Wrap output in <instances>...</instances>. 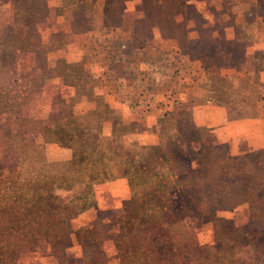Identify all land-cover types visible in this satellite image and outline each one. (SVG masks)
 Segmentation results:
<instances>
[{
    "label": "rangeland",
    "instance_id": "rangeland-1",
    "mask_svg": "<svg viewBox=\"0 0 264 264\" xmlns=\"http://www.w3.org/2000/svg\"><path fill=\"white\" fill-rule=\"evenodd\" d=\"M171 1L47 0L40 46L0 68V103L47 122L96 108L88 155L161 142L170 153L161 168L182 171L184 188L160 215L162 264H264V0ZM13 19L12 1L0 0V33ZM33 138L50 162L75 155L43 133ZM227 155L234 161L219 163ZM27 175L0 151L6 204L24 201ZM83 186L57 194L68 202ZM132 195L127 176L95 180L87 208L77 213L74 200L63 210L73 230L67 264H89L76 237L85 225L103 239L104 263L121 264L116 240L132 228ZM44 250L22 252L17 264H61Z\"/></svg>",
    "mask_w": 264,
    "mask_h": 264
},
{
    "label": "trees",
    "instance_id": "trees-1",
    "mask_svg": "<svg viewBox=\"0 0 264 264\" xmlns=\"http://www.w3.org/2000/svg\"><path fill=\"white\" fill-rule=\"evenodd\" d=\"M10 1L13 4L14 19L0 33L2 70L6 66L9 69L14 66L17 52L34 51L40 46L38 22L46 12L47 0ZM175 1H171L172 6L176 5ZM161 4L163 2L159 4L157 0H150V4L146 5ZM261 95L259 92L256 102ZM256 102L252 108L253 117L258 115ZM95 109L89 108L85 113L77 115L70 112L65 115L70 117L68 120L61 116L50 118L47 122L24 116L14 101L3 99L0 103V116L4 115V123L0 124V151L10 153L19 164L28 168L25 199L21 204L8 205L0 195V225L3 226L0 228V264H17L22 252L35 251L40 245L44 246L45 256L58 251L61 264H67L69 238L73 230L68 226L69 221L63 217V210L78 200L80 203L76 212H82L89 205L91 185L95 180L124 176L128 177L133 192L130 203L135 210L129 213L131 230L116 240L120 263L162 264L156 250L157 245L164 241L165 224L161 216L167 212L168 199L172 200L176 194L184 191L179 177L182 171L171 168L162 170L166 155L170 153L161 149V142L157 145H139L138 151L130 149L123 157L116 151L85 154L84 144L91 130ZM34 133H43L46 142H59L73 148L74 157L48 161L35 142ZM171 139L175 145L176 133L171 135ZM227 157L228 160L219 158V163L234 161ZM76 184L84 186L74 199L67 202L57 194L59 191L73 190ZM77 232V243L85 261L89 264H105L103 239L94 235L95 226L85 225ZM12 236L16 238L14 243L10 240ZM126 244L128 247L124 246Z\"/></svg>",
    "mask_w": 264,
    "mask_h": 264
},
{
    "label": "crops",
    "instance_id": "crops-1",
    "mask_svg": "<svg viewBox=\"0 0 264 264\" xmlns=\"http://www.w3.org/2000/svg\"><path fill=\"white\" fill-rule=\"evenodd\" d=\"M158 87V86H157Z\"/></svg>",
    "mask_w": 264,
    "mask_h": 264
}]
</instances>
